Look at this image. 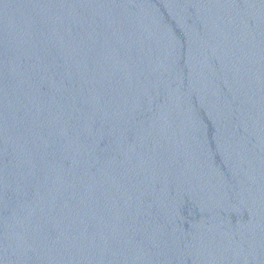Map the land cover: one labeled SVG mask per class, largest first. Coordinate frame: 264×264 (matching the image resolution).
I'll list each match as a JSON object with an SVG mask.
<instances>
[{"label":"water","instance_id":"1","mask_svg":"<svg viewBox=\"0 0 264 264\" xmlns=\"http://www.w3.org/2000/svg\"><path fill=\"white\" fill-rule=\"evenodd\" d=\"M0 264H264V0H0Z\"/></svg>","mask_w":264,"mask_h":264}]
</instances>
